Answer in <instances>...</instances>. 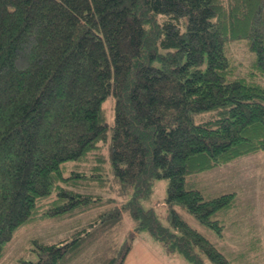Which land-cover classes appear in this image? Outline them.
Masks as SVG:
<instances>
[{
  "label": "trees",
  "instance_id": "1",
  "mask_svg": "<svg viewBox=\"0 0 264 264\" xmlns=\"http://www.w3.org/2000/svg\"><path fill=\"white\" fill-rule=\"evenodd\" d=\"M263 79L264 0H0V259L24 226L81 216L13 264H123L143 231L233 264L182 211L223 234L236 194L190 177L264 150ZM161 179L166 219L146 204Z\"/></svg>",
  "mask_w": 264,
  "mask_h": 264
},
{
  "label": "rangeland",
  "instance_id": "2",
  "mask_svg": "<svg viewBox=\"0 0 264 264\" xmlns=\"http://www.w3.org/2000/svg\"><path fill=\"white\" fill-rule=\"evenodd\" d=\"M230 52L246 68L252 62L244 42L234 44ZM114 102V98H110L105 104L108 119L113 123ZM79 168L85 169V165L81 164ZM190 181L208 197L234 192L237 209H232L233 212L227 217L222 215L226 213L216 216L224 224L223 234L202 225L192 214L183 210L184 218L209 238L233 264H264V150L197 174L190 177ZM167 187L168 180L156 181L153 196L146 203L148 207H155L163 219L168 217L169 211L166 204ZM70 218H49L24 226L8 245L0 264H13L20 258L35 260L32 249L37 247L36 242L53 243L71 239L75 232L85 226L86 221L80 225L78 220L81 216ZM131 245L123 264H189L182 254L170 252L164 242L145 231L132 237ZM97 261L92 255H82L67 264H96Z\"/></svg>",
  "mask_w": 264,
  "mask_h": 264
},
{
  "label": "water",
  "instance_id": "3",
  "mask_svg": "<svg viewBox=\"0 0 264 264\" xmlns=\"http://www.w3.org/2000/svg\"><path fill=\"white\" fill-rule=\"evenodd\" d=\"M121 261V260H120Z\"/></svg>",
  "mask_w": 264,
  "mask_h": 264
}]
</instances>
